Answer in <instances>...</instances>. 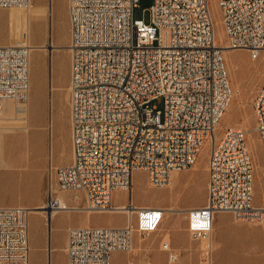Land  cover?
I'll return each instance as SVG.
<instances>
[{"label": "built area", "instance_id": "2783aa9c", "mask_svg": "<svg viewBox=\"0 0 264 264\" xmlns=\"http://www.w3.org/2000/svg\"><path fill=\"white\" fill-rule=\"evenodd\" d=\"M217 3L225 47L256 59L264 49V0ZM136 6L139 0H68L72 161L55 167L46 209L66 208L56 188L83 191L82 209L93 213L115 211V193L126 192V225L68 229V264H112L113 252L129 250L134 231L156 232L164 220L162 206L134 201V172L146 171L152 187L167 186L171 173L194 166L211 141L206 201L187 213L188 231L200 240L199 264H211L217 213L253 224L264 219V207L254 203L247 131L227 126L216 138L222 117L215 108L226 111L233 87L212 3L154 0L148 22L134 17ZM31 49L0 45V112L4 99H27ZM159 98L162 108L153 103ZM253 107L264 150V82ZM29 213L25 205H0V264H30Z\"/></svg>", "mask_w": 264, "mask_h": 264}, {"label": "rangeland", "instance_id": "374dc122", "mask_svg": "<svg viewBox=\"0 0 264 264\" xmlns=\"http://www.w3.org/2000/svg\"><path fill=\"white\" fill-rule=\"evenodd\" d=\"M153 1L139 0V6L134 8V17L148 22ZM211 3L216 20V41L224 44L226 33L221 9L217 0H211ZM26 42L33 47L30 55L29 116L25 110H21L26 108V104H18L21 109L15 114L16 118L6 125H24L28 117L30 128L25 130L16 127L0 132V145L6 150V154L0 155V205L37 208L47 204L50 182H53L54 187L57 186L55 167L69 164L66 162L72 158L68 0H31L29 8L0 6V43ZM224 55L233 96L217 126L216 138L221 136L227 126H238L247 131L248 147L254 160V203L262 206L264 150L255 131L253 103L264 82V49L256 59L245 49H226ZM153 103L162 108L163 99H156ZM210 147L211 143L207 142L194 166L181 171L169 186L152 187L148 183L146 171L134 172L132 195L136 203L173 206L178 211L165 212L163 223L156 232L144 234L134 231L132 250L118 251L112 258V264H143L146 258L152 264L200 263V240L189 233L187 214L181 210L190 203L200 206L206 201ZM4 158L9 160V166L3 163ZM51 159L54 165L52 172ZM74 193L55 190V194L62 196L67 204L83 206L85 193L80 191L77 200L73 197ZM125 199L126 192L115 193V203H122ZM41 214L42 219L36 213L29 214L31 264H49V247L61 238L62 229H58V226L82 219L85 220L83 225L108 226L113 224L111 218L116 212H94L87 217L86 212L62 210L51 224L49 214L43 211ZM226 214L237 226L233 230H216L215 218L211 264H264V230L253 228L260 226V223L237 220L232 213ZM226 214L218 213L216 217L224 222L228 216ZM167 234H170L169 241L174 249L172 253L178 255L175 261L169 260L170 251L161 249L163 241L168 239ZM52 264H61L57 250L53 251Z\"/></svg>", "mask_w": 264, "mask_h": 264}, {"label": "crops", "instance_id": "0c3cea01", "mask_svg": "<svg viewBox=\"0 0 264 264\" xmlns=\"http://www.w3.org/2000/svg\"><path fill=\"white\" fill-rule=\"evenodd\" d=\"M0 44H4V43H0ZM25 104H26V108H24V109L19 108V109L25 110L26 111V115H27V113H29V104H28V101ZM17 106H16V104L14 102H12L10 100H8V101L5 102L3 116H0V132H3L4 130H12V128H16L17 127V126L13 127L12 125H10V126H7L6 125V123H8L11 119H14L15 114L19 112ZM27 116H29V115H27ZM26 119H27V121H26L27 124H30L28 117H26ZM3 153L6 154V150L0 145V155L2 156ZM2 161L3 160H1V162ZM8 161L9 160H7V159L4 158V162L3 163H6L7 166H9ZM70 162L67 161L66 163H70ZM180 174H181L180 172L175 173L173 175V179L175 177L179 176ZM61 199H62L63 203H65V205H67V206L70 205V204H67L63 200V198H61ZM137 204L138 205H153V204H149V203H137ZM42 205H44V204H42ZM191 207H195V204H191L190 203V204H188V207H185V208H191ZM59 212H56L55 214H53L51 216V218H50V224H51L52 219L55 218L58 215ZM32 213L38 214L39 217L42 219L43 214H41V212H32ZM219 213L220 214H226V212H219ZM91 214L92 213H86L87 217L91 216ZM112 215H113V217L111 218V220H112L113 224H109L108 226H124L129 221L127 214L125 212H123V211L116 212V214H112ZM217 215H218V213L216 214V216ZM226 215H228V214H226ZM216 216H215V218H216V230H233L237 226L235 223H233L231 221V218L229 217V215L227 216L226 221H224V222H221V219L219 220V218H217ZM120 217H121V219H120ZM83 223H85V220L82 219V220H77L74 223L67 224L65 226H60V227L58 226L57 227L58 229H62V230H60V232H61V238L57 241V243L54 246L51 245L49 247V255H50L49 256L50 257L49 258V264H52V254H53V251L54 250H57V256H58L61 264H68V256H67V252H66V247H67V244H68V229L71 226H85V225H83ZM256 224H258V223H256ZM253 228H262L264 230V222L260 223V226H255ZM52 231L53 230H51V241H50V243H52ZM30 247H31V244H30ZM117 253H119V252L118 251L113 252L112 258ZM30 264H31V262H30Z\"/></svg>", "mask_w": 264, "mask_h": 264}, {"label": "bare ground", "instance_id": "6f19581e", "mask_svg": "<svg viewBox=\"0 0 264 264\" xmlns=\"http://www.w3.org/2000/svg\"><path fill=\"white\" fill-rule=\"evenodd\" d=\"M11 6H18V5H16V4H11ZM22 7H25V8H29L30 6H31V0H29V2L27 3V4H24V5H21ZM68 17H69V14H68ZM216 21V20H215ZM69 35H70V21H69ZM217 42V41H216ZM27 43V42H26ZM0 45H2V44H0ZM223 47H224V52H225V50L227 49V50H230V49H228V48H226L225 46H226V42L224 43V44H221ZM33 48V47H32ZM32 50V49H31ZM70 51V50H69ZM71 54V53H70ZM30 64H31V62H30ZM70 72H71V68H70ZM236 94V93H235ZM232 96H233V94H232ZM29 99V100H28ZM232 99V98H231ZM8 100H10V101H12V102H14L15 104H16V106L18 105V104H25V103H27V101H28V104H29V102H30V91H29V93H28V96H27V99L25 100V101H20V100H16V99H13V98H7V99H4L3 101H2V105H1V107H2V109H1V112H0V116H2L3 115V112H4V104H5V102L6 101H8ZM231 101V100H230ZM230 104V103H229ZM229 106V105H228ZM17 108H18V110H19V106H17ZM228 108V107H227ZM36 109H38V105L36 106ZM227 110V109H226ZM226 111H223V114H222V108H215V117H223V115H224V113H225ZM14 118H16V116H14ZM27 119L25 120V123H24V125H21V126H17V127H20V128H23V129H28L29 127H30V124H27ZM17 122V121H16ZM6 128V127H5ZM7 129V128H6ZM208 142H210L211 143V141H208ZM71 161H72V158H71ZM51 164H50V170H51V172L53 171V167H54V165L52 164V159H51V162H50ZM71 163V162H70ZM207 169H208V166H207ZM184 171V170H183ZM177 172H181V171H173L172 173H171V178H170V182H169V184H168V186L169 185H171L172 184V182H173V175L175 174V173H177ZM61 192H65V191H61ZM67 192H71V191H67ZM79 194H80V191H77V192H75L74 194H73V197H74V199H79L80 198V196H79ZM56 196H57V198L60 200V202H62L63 203V201H62V197L60 196V195H58V194H55ZM61 197V198H60ZM64 205H65V203H63ZM118 207L115 209V211H112V212H119V211H123V212H125L126 214H127V211H126V209L124 208V202H122V203H115ZM119 204V205H118ZM66 206V208L65 209H60V210H57V209H52V210H45V208L47 207V204H44V205H41L40 207H37V208H29L30 209V213H32V211H33V209H35L33 212H44L45 214H46V212H48V214H49V219L51 218V216L53 215V214H55L56 212H59V211H62V210H66V211H82V212H86V213H93V212H89V211H86V210H84V209H82V206H80L79 204H73V205H69V206H67V205H65ZM263 207H264V205H262ZM162 208H164V211L165 212H175V211H178V209H176L175 207H162ZM192 208V207H191ZM190 210V208H186V209H184V210H181L183 213H185V214H187L188 213V211ZM29 213V214H30ZM127 216H128V214H127ZM128 220H129V218H128ZM132 220H134V216H132ZM129 222V221H128ZM262 222H264V219L261 221V222H259V223H262ZM256 224V223H255ZM235 231H246V230H235ZM212 234H213V231H212ZM165 237V236H164ZM168 238V239H167ZM212 238H213V236H212ZM212 238H211V241H212ZM166 239L167 240H165V241H163V244H162V247H161V249H164V250H167V251H170L171 253H170V255H169V260H171V261H175V260H177L178 259V255L177 254H175V253H172V251L174 250L173 249V247H172V245L170 244V241L169 240H171L170 239V234H167L166 235ZM141 240H144V239H141ZM132 248H133V238H132V243H131V246H130V248H129V250L128 251H130V250H132ZM212 248H213V243H212ZM144 262H143V264H152V262L150 261V259H148V258H146V259H144L143 260ZM169 264H171V263H169Z\"/></svg>", "mask_w": 264, "mask_h": 264}]
</instances>
